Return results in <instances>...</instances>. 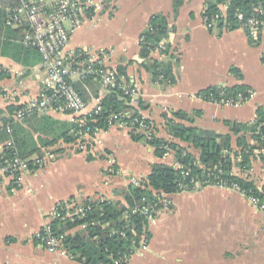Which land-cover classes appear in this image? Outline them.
<instances>
[{"label":"crops","instance_id":"0c3cea01","mask_svg":"<svg viewBox=\"0 0 264 264\" xmlns=\"http://www.w3.org/2000/svg\"><path fill=\"white\" fill-rule=\"evenodd\" d=\"M17 1L0 0V25L2 12L8 13ZM175 1L95 0L104 9L71 36L67 51L105 52L108 66L117 73L125 71L121 82L136 89L130 106L157 126L161 138L178 143L164 129L163 115L171 117L173 111L198 113L193 126L217 134L231 133L227 123H254L257 110L264 109V31L255 44L240 29H208L203 18L208 0H181L176 13ZM154 15L168 21V53H151L149 58L172 62V84L155 80L140 57V40ZM6 38L22 39L20 34L16 39L3 33L0 42ZM2 53L0 47V67L11 76L0 80V111L6 116L9 106L19 107L37 96L44 73L40 64L25 66ZM70 80L75 88L84 86L90 109L107 95L99 86L95 96L93 86L83 83L78 72ZM238 85L254 93L240 107L213 104L199 96L211 87ZM47 116L68 123L73 119L55 112ZM99 140L92 153L59 141L43 151H62L45 167L24 175L18 188L10 179L0 182V264H81L65 252H49L37 238L54 208L71 199L123 202L121 192L133 180L148 177L154 164L175 162L174 156L157 157L153 147L133 141L118 128L102 133ZM111 167L119 174L110 175ZM235 173L251 176L260 190L264 188V164L259 159L249 172L236 168ZM167 200L168 208L149 223L148 248L135 252L128 264H264V212L239 190L209 186Z\"/></svg>","mask_w":264,"mask_h":264},{"label":"trees","instance_id":"16d2710c","mask_svg":"<svg viewBox=\"0 0 264 264\" xmlns=\"http://www.w3.org/2000/svg\"><path fill=\"white\" fill-rule=\"evenodd\" d=\"M18 5L19 1L14 2ZM228 4L227 21L232 28L238 23L235 13L242 11L246 18L260 17L261 6L264 0H208L203 13V18H211L220 13L221 7ZM12 5V6H13ZM181 0H176L174 12H178ZM3 22L0 25V36L18 38L21 28L6 26L8 13L2 12ZM221 25V22H220ZM168 37V21L162 15H154L149 21L147 31L141 37L140 57L146 60L145 68L152 74L155 80L174 83L172 75V62L151 60L149 57L154 45ZM3 53L22 63L25 66H34L42 63V57L36 49L25 47L21 42H12L6 38L0 42ZM168 53V52H167ZM118 76L124 75V70H118ZM233 72L241 77L237 70ZM163 76V79L160 77ZM11 77L7 70L1 68L0 80ZM120 78V77H119ZM95 96H98L100 84L93 79L87 82ZM101 87V86H100ZM76 90L84 101H89V94L83 85H77ZM3 94L0 90V95ZM199 96L209 101L211 98L218 100L231 98L238 100L249 96V89L238 85L231 88L211 87L202 91ZM130 97L116 88L108 92L100 101L102 111L84 117L86 128H97L102 132L110 129L109 121L112 115L117 113H129L131 120L142 119L141 114L130 106ZM19 109L14 105L7 108L8 115L2 116L0 111V144L5 145V156H12L16 150L19 155L30 163L34 170L32 160L44 155V149L55 147L59 141L72 144L77 139L79 127L76 123L60 122L47 115L34 116L23 122L16 123L12 115ZM198 113L189 114L184 111H173L171 117L163 115L164 129L166 133L178 143L161 138L159 129L155 128L154 138L150 141L144 137L129 133L135 142H144L155 149V154L163 158L166 150L174 153L176 162L187 169L189 175L184 179L181 170L164 163L154 164L148 177L141 181L140 186L129 185L122 190L123 202H112L107 199L102 201L84 200L82 205L90 207L83 218H67L69 211L63 204L60 210L61 217L51 222L53 231L58 235H64L63 246L66 254L81 264H112L114 260L123 259L133 255L138 249L143 236L150 238L149 221L142 210L148 206H154L156 210L163 209L160 204V195L167 196L197 191L209 186L239 187L242 191L252 194L264 201V188L260 190L251 176H239L235 173L238 168L243 174L252 169V164L260 160L264 164V109L257 110V117L252 124L227 123L231 129L229 134H217L213 131H203L195 126V117ZM149 122V120H147ZM7 127L10 128L9 133ZM41 135L47 138H42ZM251 139L254 143H249ZM184 145H183V144ZM62 149H54L52 152L60 153ZM80 152V151H78ZM88 160H92L88 156ZM15 188H18L13 181ZM196 183L199 186H196ZM134 210L136 212H134ZM76 232L71 234L73 231Z\"/></svg>","mask_w":264,"mask_h":264},{"label":"built area","instance_id":"2783aa9c","mask_svg":"<svg viewBox=\"0 0 264 264\" xmlns=\"http://www.w3.org/2000/svg\"><path fill=\"white\" fill-rule=\"evenodd\" d=\"M228 7L229 5L225 4L221 7L220 13L211 18H204L207 28L212 30L219 28L226 30L240 29L247 34L252 42L257 44L264 31V6L259 8L260 17L246 18L244 12H236L235 19L238 23L236 28H232L231 23L227 21ZM103 9L104 4L97 3L95 0H19V4L9 10L6 18L7 27L22 29L20 34L22 44L25 47L36 49L41 55L42 63L40 68L44 73L41 90L37 96L19 106V109L12 115L13 121L20 123L34 116L47 115L51 112L69 114L73 118L72 122L79 127L77 139L69 147L87 153H92L93 149L100 145L99 137L104 132L97 128H86L87 122L83 118L93 112L95 114L100 113L102 108L100 107V102H98L94 108L90 109L89 104L83 100L71 83L70 78L73 72L80 74L83 83H87L89 79L98 82L106 93L116 88L122 90L130 98L136 93L135 88L125 86L121 82L117 71L107 65V54L105 52L97 54L89 50L72 53L67 51L71 36L81 29L85 22L94 20ZM141 42L140 40V44ZM168 43L167 37L162 39L154 45L151 53L157 52L165 56ZM160 79H163V76ZM253 97L254 93L249 91V96L245 99L241 96L238 100L211 98L207 102L222 106L240 107ZM129 118H131L129 113H117L112 115L108 124L110 128H118L128 133L133 132L144 137L147 141L154 138L155 128H153V124L150 121L148 122L143 117L142 119L136 118L128 122ZM7 130L9 133L11 132L9 127H7ZM5 145L10 146L11 143L0 144V182L10 179L16 185H19L24 175L45 167L57 156L52 150L44 151V155L37 156L32 160L35 169L31 170L30 163L23 159L16 150L12 156H5ZM171 156H174V153L166 150L163 158L167 159ZM112 163L115 164L113 158ZM171 166L181 170L182 178L185 179L189 175L187 169L179 162L175 161ZM108 173L110 175L119 174L113 167L108 170ZM141 181L135 179L131 184L140 186ZM196 186L198 187L199 184L196 183ZM218 187L239 190L264 212V201L256 198L252 192L242 191L237 186ZM167 197L165 194L160 195V204L163 205V209L156 210L154 206H148L142 210V214L147 216L149 223L168 208ZM102 200L103 198H97L94 201ZM89 201L93 202V199L89 198ZM82 202L71 199L63 203L66 210L69 211L66 217L83 218L86 212L90 210V207H85ZM63 204H58L54 208L49 217L50 221L37 236L39 242L51 253H66L63 246L65 236L56 234L51 227V222L61 217L60 210ZM134 212L136 211L134 210ZM148 245L149 237L143 236L136 252L145 251ZM131 257L132 255L114 260L112 264H128Z\"/></svg>","mask_w":264,"mask_h":264},{"label":"rangeland","instance_id":"374dc122","mask_svg":"<svg viewBox=\"0 0 264 264\" xmlns=\"http://www.w3.org/2000/svg\"><path fill=\"white\" fill-rule=\"evenodd\" d=\"M183 144V143H182ZM184 145V144H183Z\"/></svg>","mask_w":264,"mask_h":264}]
</instances>
